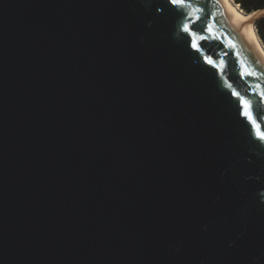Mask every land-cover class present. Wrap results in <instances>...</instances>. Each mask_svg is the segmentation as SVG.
Segmentation results:
<instances>
[{
	"label": "water",
	"instance_id": "95a60500",
	"mask_svg": "<svg viewBox=\"0 0 264 264\" xmlns=\"http://www.w3.org/2000/svg\"><path fill=\"white\" fill-rule=\"evenodd\" d=\"M183 12L0 0V264H264V47Z\"/></svg>",
	"mask_w": 264,
	"mask_h": 264
},
{
	"label": "snow or ice",
	"instance_id": "6c2138e0",
	"mask_svg": "<svg viewBox=\"0 0 264 264\" xmlns=\"http://www.w3.org/2000/svg\"><path fill=\"white\" fill-rule=\"evenodd\" d=\"M168 3H170L177 11L181 12V14L184 15L185 20L188 21L187 23L183 24L182 30L185 33L189 34V37H190L191 34L193 33L195 23L199 19H201V17H197L196 20H190L188 14L183 12V9L185 7H189L190 8L192 6L193 0H168ZM204 15H205V17L207 16V12L206 11H205ZM192 46H193V48L197 47L196 44H193ZM206 62L210 63V61H207V60H206ZM260 135H261L262 138H264V134H260Z\"/></svg>",
	"mask_w": 264,
	"mask_h": 264
},
{
	"label": "trees",
	"instance_id": "16d2710c",
	"mask_svg": "<svg viewBox=\"0 0 264 264\" xmlns=\"http://www.w3.org/2000/svg\"><path fill=\"white\" fill-rule=\"evenodd\" d=\"M247 13L254 12L259 9H264V0H233ZM255 27L258 34L264 41V15L260 16L255 21Z\"/></svg>",
	"mask_w": 264,
	"mask_h": 264
},
{
	"label": "bare ground",
	"instance_id": "6f19581e",
	"mask_svg": "<svg viewBox=\"0 0 264 264\" xmlns=\"http://www.w3.org/2000/svg\"><path fill=\"white\" fill-rule=\"evenodd\" d=\"M230 2V6L233 8L237 18L256 36H258L257 29L253 24V20L256 18V12L246 13L238 8L237 4L232 0H227Z\"/></svg>",
	"mask_w": 264,
	"mask_h": 264
},
{
	"label": "rangeland",
	"instance_id": "374dc122",
	"mask_svg": "<svg viewBox=\"0 0 264 264\" xmlns=\"http://www.w3.org/2000/svg\"><path fill=\"white\" fill-rule=\"evenodd\" d=\"M233 1V0H232ZM236 3V2H235ZM237 4V3H236ZM237 6H238V8L239 9H241L242 11H244L241 7H240V5L239 4H237ZM244 12H246V11H244ZM247 13V12H246ZM252 13V12H251ZM258 17H256L254 20H253V24L255 25V21H256V19H257ZM258 37L260 38V40H261V43H262V46L264 47V41L262 40V38L260 37V35L258 34Z\"/></svg>",
	"mask_w": 264,
	"mask_h": 264
}]
</instances>
